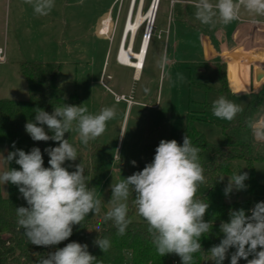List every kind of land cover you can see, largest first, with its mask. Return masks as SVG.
I'll use <instances>...</instances> for the list:
<instances>
[{
  "label": "rangeland",
  "instance_id": "374dc122",
  "mask_svg": "<svg viewBox=\"0 0 264 264\" xmlns=\"http://www.w3.org/2000/svg\"><path fill=\"white\" fill-rule=\"evenodd\" d=\"M189 1L192 2L188 4L189 14L179 16L171 0H160L145 58L137 72L135 67L116 61L129 0H55V7L47 16L35 15L24 0H0L3 57L0 98L29 99L26 78L19 70L21 61H56L62 63L63 70L58 82L67 94H77V106L83 104L92 114H98L105 107L116 109L117 114L107 122L106 131L91 140L105 149L102 181L94 189L102 206L111 207L110 185L132 175L135 166L132 161L138 160L142 147L148 143L159 144L162 139L181 140L190 114L198 117L195 125L210 142L219 144L224 140L221 124L229 121L215 117L212 106L203 104L220 97L213 89L218 81L202 62L201 23L194 15L196 0ZM150 2L144 1V10ZM241 16L264 20L243 10ZM107 17L102 25L101 20ZM132 25L133 22L129 29ZM145 28L144 24L138 31L133 52L140 51ZM206 52L210 57L209 45ZM164 57L167 63L161 68ZM230 77L234 87L240 85L234 61H230ZM200 83L212 88H203ZM230 101L243 107L248 94H234ZM256 130H264L263 114L253 129V140L260 145L264 139L256 136ZM69 137L79 139L75 130ZM0 153L8 155L7 144L0 143ZM3 156H0V172L7 170ZM237 163L245 168L243 161L234 164ZM257 169L258 178L264 183V164H257ZM1 191L7 196L8 184H1ZM234 200H248L250 209L264 201V194L252 195L247 188L235 192L228 202ZM241 208L244 209L243 204L233 209ZM90 216L95 215L90 213ZM133 219L145 221L137 210Z\"/></svg>",
  "mask_w": 264,
  "mask_h": 264
},
{
  "label": "clouds",
  "instance_id": "9594fccd",
  "mask_svg": "<svg viewBox=\"0 0 264 264\" xmlns=\"http://www.w3.org/2000/svg\"><path fill=\"white\" fill-rule=\"evenodd\" d=\"M24 3L30 5L37 16H47L55 7V0H24ZM194 7L195 18L213 28L217 23L227 25L239 20L242 10L253 17H264V0H196ZM166 63L164 57L160 67L164 68ZM82 105L62 103L54 107L51 114L37 108L35 122L25 124V131L33 141L58 143L56 147L44 149L49 156L48 167L44 166L38 147L25 152L15 148L13 143L14 151L8 152L6 157L0 153L7 165V170L0 172V184L15 185L27 204L16 207L18 227L30 244L55 248L38 264H100L88 251L87 244L72 241L62 248L55 247L73 235L74 226L81 225L90 213L99 214L102 208L101 199L89 187L82 163L76 164L74 171L64 167L66 161L74 162L79 158L77 148L65 139V134L75 130L80 142L87 145L106 131L107 122L117 113L114 107H105L98 114H92ZM241 111L240 105L223 96L212 104L213 115L226 121L234 120ZM45 125L52 135L45 131ZM255 134L264 139V130H256ZM200 151L187 134L182 145L175 139L160 140L151 163L110 185L111 207L104 220L112 221L118 235H124L130 223L127 202L134 196L137 213L147 224L157 254L161 257L175 254L181 264H194V255L205 252L201 238L209 235L213 228L211 221L204 220L209 203L196 196L199 186L205 183ZM12 161L19 169L9 168ZM248 179L247 172L233 173L224 188L225 196L246 190ZM219 229L223 234L220 243L205 252L210 254L213 264H223L230 249H235L230 264H239L241 259L247 264H264V201L255 203L247 211L230 210L229 220L221 221ZM94 244L103 253L111 246L108 239L99 237Z\"/></svg>",
  "mask_w": 264,
  "mask_h": 264
},
{
  "label": "trees",
  "instance_id": "16d2710c",
  "mask_svg": "<svg viewBox=\"0 0 264 264\" xmlns=\"http://www.w3.org/2000/svg\"><path fill=\"white\" fill-rule=\"evenodd\" d=\"M207 66V65H206ZM209 68L218 81L213 88L221 97L230 100L234 93L227 79V65L217 62L215 67ZM19 70L27 81L29 90L28 100L0 98V143L8 145V152L14 151L12 147L29 152L33 147L40 148L44 166L48 167L49 156L44 151L48 147L58 146L57 142H36L25 131V124L28 121L35 122V109L40 108L50 113L56 106L64 104L76 105L79 102L75 93L67 94L64 86L60 85L58 78L63 74L62 63L56 61H21ZM203 88H212L208 84L200 83ZM248 94V101L241 107L242 111L237 114L234 120L221 124L224 136L222 143L210 142L205 134L195 125V114H190L187 119L183 137L187 134L193 146L201 149L200 163L204 168L205 183L199 186L197 198L209 203V208L204 220L211 221L213 228L211 233L201 238L202 248L207 252L212 246L220 243L223 234L220 233L221 221L229 220V211L239 205L249 209V201L241 202L228 199L234 197L232 192L228 197L224 194V188L228 183V177L233 173L247 172L249 179L245 181L248 190L252 195L264 194V183L258 178L257 164H264V143L256 144L253 140V129L264 109V82ZM205 107H210L213 101L203 102ZM203 118H206L203 116ZM251 125V126H250ZM45 131H48L45 125ZM78 151L76 161H66L64 167L69 171L75 170V165L82 163L85 169V176L89 187L97 188L102 181L104 172L105 149L103 145L90 141L87 145L79 139L71 140L69 133L65 134ZM183 144V138L177 141ZM158 144H145L134 166L133 173L142 170L147 163H151L155 149ZM235 161H243L234 164ZM9 168L19 169V165L12 161ZM132 173V174H133ZM224 177L223 181L219 179ZM134 196L128 200V219L130 223L124 235H118L117 228L112 221H105L104 215L109 208L102 206L101 212L91 217L90 214L81 225L73 228V235L66 241L55 246L62 248L72 241L88 245L90 254L96 256L100 264H181L180 257L175 254L159 256L151 242L150 234L147 231L145 221L133 219L136 212ZM27 206L18 188L8 183V195L4 196L0 184V264H38V261L48 252L55 250L53 247H38L30 244L23 230L17 225L16 207ZM208 235V236H207ZM97 237L108 239L110 248L103 253L94 244ZM234 252L235 249H230ZM200 252L194 255V264H213L210 254ZM252 257L250 256L249 259ZM231 254L223 264H230ZM242 264L247 262L241 259Z\"/></svg>",
  "mask_w": 264,
  "mask_h": 264
},
{
  "label": "crops",
  "instance_id": "0c3cea01",
  "mask_svg": "<svg viewBox=\"0 0 264 264\" xmlns=\"http://www.w3.org/2000/svg\"><path fill=\"white\" fill-rule=\"evenodd\" d=\"M190 3L192 2L189 0H171L172 8L174 12H179V16L189 14L188 4ZM108 19V17L102 19V25ZM254 20L255 22H253ZM127 25L128 23H125L122 38ZM101 32L99 31L100 34H102ZM199 32L202 62L211 68H214L217 62L226 63L228 83L234 94L249 93L264 82V20L240 15L239 20L232 21L227 25L217 23L214 28L200 24ZM208 45L211 50L210 57L206 52ZM116 61L122 65H129L122 61L119 62L117 57ZM230 61H234L238 67L240 85L237 87L231 83ZM135 69L137 68L135 67ZM140 70L137 69V72Z\"/></svg>",
  "mask_w": 264,
  "mask_h": 264
},
{
  "label": "bare ground",
  "instance_id": "6f19581e",
  "mask_svg": "<svg viewBox=\"0 0 264 264\" xmlns=\"http://www.w3.org/2000/svg\"><path fill=\"white\" fill-rule=\"evenodd\" d=\"M144 1L145 0H139L138 1V8L135 6L130 13L127 14L126 19L124 20V24L128 23L125 29V33L122 38L121 34V40L120 44L118 46V49L120 50L119 54V61L125 62L133 67H136L137 69H141L142 63L145 58L146 54V48L148 40L150 39V36L152 34V29L154 27V21L156 17V12L158 10L160 0H151L148 8L146 10L143 9L144 7ZM133 22L132 28H133V35H129V45L128 47L124 46V40L126 39L127 32L129 33L130 24ZM146 25V28L144 30V33L146 32L147 35L142 38L141 41V49L139 52H133L132 51V41L134 42L137 33L139 29ZM150 32V33H149ZM149 33V35H148ZM144 35V34H143ZM122 42V44H121ZM118 51V50H117ZM132 60H135L134 62Z\"/></svg>",
  "mask_w": 264,
  "mask_h": 264
},
{
  "label": "built area",
  "instance_id": "2783aa9c",
  "mask_svg": "<svg viewBox=\"0 0 264 264\" xmlns=\"http://www.w3.org/2000/svg\"><path fill=\"white\" fill-rule=\"evenodd\" d=\"M138 1L139 0H129L127 14L130 13V11L135 6L138 8ZM127 14H126V17H127ZM144 37H145V33H144ZM121 44H122V42H121ZM119 54H120V50L118 49L117 54H116V57H117L118 61H119ZM0 60L1 61L3 60V57L1 56V48H0ZM262 114H263V127H264V109H263V113ZM229 254H232L231 250H229ZM123 264H128V263H123ZM239 264H242L241 260L239 261Z\"/></svg>",
  "mask_w": 264,
  "mask_h": 264
},
{
  "label": "flooded vegetation",
  "instance_id": "af4514ba",
  "mask_svg": "<svg viewBox=\"0 0 264 264\" xmlns=\"http://www.w3.org/2000/svg\"><path fill=\"white\" fill-rule=\"evenodd\" d=\"M129 33H128V35H127V38L124 40L125 42H124V46H126V47H128V45H129V43H130V39H129V35H133V28H132V26H131V29H129ZM134 43V44H133ZM134 45H135V41L133 42L132 41V48L134 47ZM141 45V44H140Z\"/></svg>",
  "mask_w": 264,
  "mask_h": 264
},
{
  "label": "water",
  "instance_id": "95a60500",
  "mask_svg": "<svg viewBox=\"0 0 264 264\" xmlns=\"http://www.w3.org/2000/svg\"><path fill=\"white\" fill-rule=\"evenodd\" d=\"M150 33V32H149ZM149 33H148V35H149ZM147 35V33L145 32V36Z\"/></svg>",
  "mask_w": 264,
  "mask_h": 264
}]
</instances>
